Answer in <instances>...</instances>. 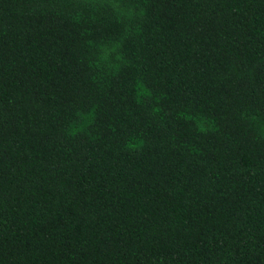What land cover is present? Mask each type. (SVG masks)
<instances>
[{"label": "trees", "instance_id": "trees-1", "mask_svg": "<svg viewBox=\"0 0 264 264\" xmlns=\"http://www.w3.org/2000/svg\"><path fill=\"white\" fill-rule=\"evenodd\" d=\"M0 264H264V0H0Z\"/></svg>", "mask_w": 264, "mask_h": 264}]
</instances>
